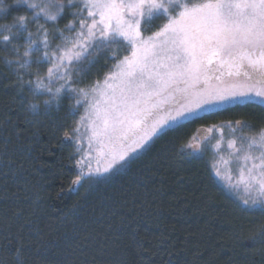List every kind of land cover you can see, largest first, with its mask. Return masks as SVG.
<instances>
[{"label": "trees", "instance_id": "obj_1", "mask_svg": "<svg viewBox=\"0 0 264 264\" xmlns=\"http://www.w3.org/2000/svg\"><path fill=\"white\" fill-rule=\"evenodd\" d=\"M34 2L54 7L53 14L63 4L58 22L45 23L41 16L38 23L48 28L53 44L63 42L60 33L51 36L53 25L74 40L80 31L74 21L87 16L76 15L82 0ZM8 5L7 14L0 12V264H264L251 240L264 230V214L241 211L239 199L214 177L208 150H195L208 128L246 121L250 131L264 129V106L221 110L169 130L109 183L88 175L75 186V165L84 151L76 140L88 102L67 89L57 102L27 83L39 76L49 84L51 64L36 63V52L24 57V38L3 41L10 34L3 25L17 30L19 7L15 0H2L0 7ZM38 23L29 31L36 33ZM103 42L75 62L85 71L73 73V87H95L129 52L121 38ZM25 59L28 67L21 68ZM52 83L59 87L62 81Z\"/></svg>", "mask_w": 264, "mask_h": 264}, {"label": "snow or ice", "instance_id": "obj_2", "mask_svg": "<svg viewBox=\"0 0 264 264\" xmlns=\"http://www.w3.org/2000/svg\"><path fill=\"white\" fill-rule=\"evenodd\" d=\"M68 3L74 4L75 0ZM82 3L83 8L76 15L86 12L87 16L74 21L80 31L72 41L53 25L51 36L54 39L58 32L63 41L53 44L48 28L38 23L41 16L45 23L58 22L64 5L59 4L53 14L48 6L34 0H15L19 13L13 24L17 30L13 32L11 26L3 25L10 34L2 39L6 43L26 39L28 48L24 57L36 52V63L51 64L47 70L49 84L38 76L35 81H27L29 85L44 89L57 102L65 89L88 102L87 118L98 158L88 175L95 183H109L131 161L151 151L154 138H162L169 130L221 110L264 105V0H205L185 6L147 39L141 32L145 10L164 8L158 0H82ZM11 7H0V12L7 14ZM33 21L38 23L36 33L29 31ZM121 37L128 42L130 54L119 59L103 84L97 82L90 90L73 87V73L85 71L75 68V62L83 59L82 54L92 42L98 39L116 42ZM28 64L25 59L20 67L27 68ZM254 76L259 77V82ZM52 81L62 83L55 87ZM235 123L242 128L249 126L246 121ZM231 124L228 122L229 127ZM240 139L251 140L241 158L246 170V176L242 172L241 177L246 189L259 193L256 198L244 200L240 210L264 214V142L259 146L260 155L254 157L250 150L256 141L244 136ZM235 145L233 140L228 147L241 151ZM216 174L220 175L219 169ZM80 181L77 176L72 184L79 185ZM251 240L264 255V230Z\"/></svg>", "mask_w": 264, "mask_h": 264}, {"label": "rangeland", "instance_id": "obj_3", "mask_svg": "<svg viewBox=\"0 0 264 264\" xmlns=\"http://www.w3.org/2000/svg\"><path fill=\"white\" fill-rule=\"evenodd\" d=\"M158 2L164 4L165 7L152 9L151 11H149L148 9L145 10L144 20L141 25V32L145 39H147V37L152 35L155 31H158L160 28H162L163 25L168 22V19L170 17L177 16L185 6L191 7L194 4L203 3L205 2V0H158ZM44 5L48 6L49 11L52 13L54 7L52 9L49 4ZM165 8L167 9V11H165ZM161 18H164V22L158 28L152 29V31L143 30V26L145 24L146 26H152L154 22H157ZM145 20H147V22ZM121 39L123 38L121 37ZM103 41L105 40L98 39L96 41H93L92 45H100L104 43ZM123 41L128 44L126 40L123 39ZM126 46H129V44ZM128 54H130V46L129 52L126 55ZM123 56L125 55H122V57H120L119 59H122ZM118 61L116 63H118ZM254 80L256 82H259V77L254 76ZM103 81L104 79L100 81L99 84L102 85ZM213 83H215V81H213ZM82 122V134L81 137L76 141L77 145L80 148L84 146V151L82 150V153L80 154V157L75 165L78 174L77 176L81 177L80 183L85 177L88 176L89 169L95 168L98 159L97 145L95 141L91 139V125L87 118V111H85V116L84 119H82ZM235 127L240 130H234ZM230 128L231 129L217 127L214 130L208 128V136H206L205 139H198V146L195 148V150L196 152L201 153L208 150L210 166L214 177L230 195L239 199V201L243 205L244 200L256 198L258 197L259 193L255 190L246 189L244 181L241 177L242 172H244L246 176V170L242 165L241 158L245 154L244 150L247 148V144L251 143V140L241 141L240 137H249L253 138L256 141L255 145L250 150V154L254 157H258L261 151L259 146L262 142H264V140H262V137H264V129L260 131H250L246 127L242 128L236 123L231 125ZM233 140L236 142V149H241V151L237 152L236 150L228 147L229 142ZM217 169H219L220 175L216 174Z\"/></svg>", "mask_w": 264, "mask_h": 264}]
</instances>
